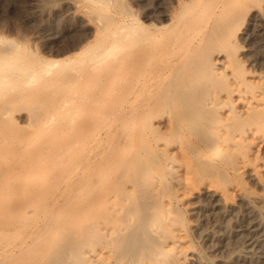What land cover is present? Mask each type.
I'll return each mask as SVG.
<instances>
[{"label":"bare ground","instance_id":"1","mask_svg":"<svg viewBox=\"0 0 264 264\" xmlns=\"http://www.w3.org/2000/svg\"><path fill=\"white\" fill-rule=\"evenodd\" d=\"M161 2L0 36V264H264V0Z\"/></svg>","mask_w":264,"mask_h":264},{"label":"rangeland","instance_id":"2","mask_svg":"<svg viewBox=\"0 0 264 264\" xmlns=\"http://www.w3.org/2000/svg\"><path fill=\"white\" fill-rule=\"evenodd\" d=\"M135 1L107 0L106 10L101 11L100 8L92 6L89 0H0V36L13 38L22 44L26 56H48L49 53L63 51L69 42L80 40L79 34H85L88 36L86 41H90L95 33V23L101 21L106 12L115 14L126 9L135 10ZM161 1L142 0L145 8H153L157 3H162ZM251 189L258 191L254 187ZM186 220V227L197 254L205 264H217V256L222 253L212 254L203 249L190 229V219L186 217ZM245 221L235 216L229 219L233 236L231 247L235 252L245 250L243 239L246 233L241 232Z\"/></svg>","mask_w":264,"mask_h":264}]
</instances>
